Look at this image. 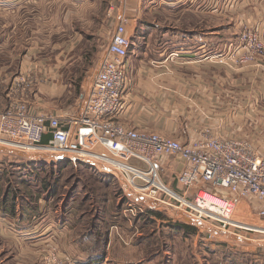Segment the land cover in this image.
Listing matches in <instances>:
<instances>
[{
	"label": "crops",
	"instance_id": "0c3cea01",
	"mask_svg": "<svg viewBox=\"0 0 264 264\" xmlns=\"http://www.w3.org/2000/svg\"><path fill=\"white\" fill-rule=\"evenodd\" d=\"M17 2L2 0L0 9L14 10L18 6ZM96 3L109 6L110 15L116 12L118 17L124 19L126 34L131 40L122 94L123 105L117 116L119 122L129 128L153 131L182 143L191 142L202 135L221 138L254 136L251 126L264 119V68L257 65L228 68L215 63L210 56L234 43L245 26L256 28L264 36V0H72V4L81 11L80 23L86 21L84 12L94 8ZM109 13L99 24L108 36L114 23V16L109 17ZM95 32L97 30L93 34ZM81 33L79 36H82ZM76 39L80 41L79 51L73 55L79 57L84 51V41L88 43V39ZM104 49L105 46L100 45L95 53L92 60L94 72ZM64 57L60 64L51 68L40 63L30 65L28 69V65L22 67L23 76L32 77L30 83L21 90L24 91L22 98L28 101L34 113L51 112L67 116L77 113L83 106L93 74L83 78L78 91L69 88L68 83L75 72L72 73V63ZM13 79L9 72L0 70V110L9 102L8 86L13 83ZM66 93H72V100L64 101L67 100L64 97ZM207 129L208 132L205 131ZM10 149L0 145V160L3 156H13ZM183 167L184 161L178 156H163L157 161L161 179L179 192H184V189L177 184L175 176ZM207 186L199 183L185 192L187 196L193 197L196 190ZM240 200L236 207H244L243 216L250 212L253 219L264 223V218L257 215L254 206L244 199ZM148 212L161 214L144 213L157 226H161L159 230L162 228L165 231L168 238L163 244L166 246L163 247L166 248V256L162 261L157 260V251L156 256L153 254L148 259L142 257L137 262L176 264L177 258L173 256L176 255V248L172 249L170 238L175 237L174 233L177 232L182 235V231L169 222L193 225L176 219L169 210L163 208ZM237 214L240 215V212ZM61 215L64 218L74 217L73 212L70 216ZM53 216L49 212L42 217L41 222L38 220L24 225L0 213V241L9 253L12 252L8 260L0 259V264H42L43 250L56 243L58 249L68 253L70 248L64 244L66 234L61 219L57 222ZM140 216L143 215L139 214L138 218ZM9 226L14 232L8 230ZM114 226L119 230L115 224L109 226L103 243L104 251L100 255L81 244L84 241L77 238L72 243L85 248L82 253L70 251L73 257L94 260L100 264H134L136 260L118 256L119 248L123 245L122 250L127 252L130 248L142 245L138 242L128 245L127 239L124 235L119 236ZM197 230L202 234L204 232L199 228ZM229 235L231 238L225 239L217 232L210 234L215 239L195 240L194 249L199 247L200 253H194L193 257L189 255L186 259L191 258L194 264H264V244L260 243L259 235L253 234L257 240L249 242ZM184 238L187 240L186 236ZM195 238H199L198 233ZM192 245L193 242L190 248ZM98 256L101 257L96 260Z\"/></svg>",
	"mask_w": 264,
	"mask_h": 264
},
{
	"label": "built area",
	"instance_id": "2783aa9c",
	"mask_svg": "<svg viewBox=\"0 0 264 264\" xmlns=\"http://www.w3.org/2000/svg\"><path fill=\"white\" fill-rule=\"evenodd\" d=\"M111 16L114 23L109 40L81 109L67 116L34 113L21 91L32 77L20 76L9 87V103L0 110V145L21 152L90 160L98 171L122 181L120 188L128 198L123 216L130 223L139 214L163 208L179 212L172 214L201 231L204 229L198 224L203 221L243 240L252 241L256 239L253 234L259 235L264 244V226L233 217L237 200L244 199L264 218V156L256 152L250 141L202 135L182 143L153 131L129 128L118 121L131 40L124 19L116 12L109 13ZM210 58L231 68H264V36L256 28L245 26L234 43ZM163 156H178L184 161V167L175 176L184 192L161 179L157 161ZM133 160L143 165H136ZM199 183L208 188H199L193 197L187 196L185 191ZM8 230L14 232L12 226ZM42 264L100 263L75 259L51 244L43 250Z\"/></svg>",
	"mask_w": 264,
	"mask_h": 264
},
{
	"label": "rangeland",
	"instance_id": "374dc122",
	"mask_svg": "<svg viewBox=\"0 0 264 264\" xmlns=\"http://www.w3.org/2000/svg\"><path fill=\"white\" fill-rule=\"evenodd\" d=\"M17 3L18 6L14 10L0 9V70L4 71V73L9 72L12 78H14L13 80H15L23 76L21 69L26 65H28L26 66L27 69L35 63H40V65L51 68L54 65L60 64V60L65 56V60L69 59V62L72 63L74 68L72 73L75 72L72 74V81L70 84L68 83V87L78 91L83 78L86 75L95 73L92 69V60L95 58V53L100 45L106 46L109 39L104 27L99 26L102 23V19L109 13V6L96 3L94 8L89 10L90 12H84L86 21L82 24L79 21L81 11L72 4V0H18ZM113 6L115 9V5ZM95 30L97 32L93 34ZM80 32H82V36H79ZM81 37H84L85 40L87 38L88 43L84 41L82 46L84 51H82L79 57H76L73 53L79 51L78 44L80 43L79 39L76 38ZM223 66L231 68L229 65ZM91 69L92 71L90 72ZM10 86H8V89ZM64 97L67 99L64 101H69L72 100L73 96L72 93H66ZM251 133L254 136L241 138L250 141L254 145L256 152L264 156V119L258 120L251 126ZM9 151L13 157H18L17 160L19 161L33 160L46 165V168H42L43 166L41 165L42 169L36 172L39 173L37 176L36 174L33 175L29 169L22 170L19 173L15 171L16 174H11V176H14L16 181H19L18 177H22L21 174H23L31 182L25 191L34 192L38 196L43 197V200L39 203V211H41L40 222L43 220L42 213H44L45 209L51 212V216L54 215L53 218L55 217L57 222L61 219L66 234L64 244L70 248L68 253L66 251L65 253L74 256L70 251L82 253V249L85 248L84 246H89L87 241L81 243L84 244L81 247V244L78 246L77 243H72V240L77 239L79 235L87 234L88 228H91L92 215L100 212V216L105 220L101 226L99 225L102 235L103 233L106 234L111 224H115L119 227V230L116 226L114 229L118 232L119 236L124 235V238L128 241V245H134L135 242L142 245L139 248H130L127 252L122 250V247H124L122 245L119 248L118 256H125L128 260H136L134 264H140L137 261L142 257H147L148 259L153 254V256H156L155 253L159 251L157 260L162 261V259H165L166 253H164V250L166 251V248L163 247L166 246L163 244L168 238L162 228L159 230L161 226H157L155 221L149 219V217L145 218L146 220L144 221L142 218L139 219L138 215L130 223L123 216V210L127 206L128 198L123 196V190L120 188L121 180L117 177L111 174L107 175L110 178L103 177L101 174L105 173L98 171L88 159L77 160V158H74L72 160L64 156L55 157L49 154L21 152L12 149ZM62 160H70V164L49 165ZM132 163L141 166V164L135 161ZM25 191H20V193L26 194ZM45 201L47 202L44 203ZM141 201L143 202V200ZM148 203L153 204L150 201ZM238 207H235L234 218H241L237 214L238 209L236 212V208ZM62 211H67L68 215L70 213L72 215L73 212L74 217L69 215L70 217L64 218L61 215ZM176 212L172 213L175 214ZM177 213L180 214L179 212ZM56 214H60L59 218ZM245 216V221L254 224H264L256 218L253 219L250 212ZM186 217L184 218L189 221L188 216ZM204 227H201L204 229V232L202 231L203 234L196 232L201 235L200 239H196L194 233L192 237L187 236V240L179 232L174 233L175 237L171 236L172 249L176 248V255H173L177 258L175 260L176 264H194L191 258L186 259L189 255L193 257L194 253H200L199 247L196 246L194 249V241L197 240L199 242L204 238L208 240L215 239V237H210V234L206 233L207 231L215 234L218 232L221 238H231L228 233L217 231V229L211 230L213 227L211 224L204 223ZM192 242L193 245L190 248ZM2 248L3 250H1ZM59 249L62 251L61 248ZM11 254L12 252L9 253L0 241V259L8 260ZM168 256L172 257V255ZM153 259L156 261V258Z\"/></svg>",
	"mask_w": 264,
	"mask_h": 264
},
{
	"label": "trees",
	"instance_id": "16d2710c",
	"mask_svg": "<svg viewBox=\"0 0 264 264\" xmlns=\"http://www.w3.org/2000/svg\"><path fill=\"white\" fill-rule=\"evenodd\" d=\"M17 158L18 157H13V156H3L0 160V213L15 220L16 223L21 222L24 225H27V224H31L32 222H36L40 220L41 211H39V203L41 202V200H43V197L38 196L37 193L35 194L34 192L30 193L29 191H25L27 187H29L28 185H30L29 183L31 182H29L30 180H28L23 174H21L22 177H18L19 181H16L15 177L14 176L12 177L11 174L13 175L16 174L15 171L19 173L22 170L29 169V171L33 173V175L36 174L37 176L39 173L36 172L40 171L42 168H46V165L40 164L39 162L33 160L19 161L17 160ZM62 163L69 165L70 160H66V161L62 160L49 165L58 166L61 165ZM26 174L30 175L28 173ZM101 175L103 177L110 178L105 174H101ZM20 191H25L26 194H24L23 192L20 193ZM46 202L47 201H45L44 203ZM62 212L63 215L68 214L66 213L67 211H62ZM48 213L49 212L47 211V209H45L44 213H42L43 217L46 216ZM149 213L157 216L161 215L160 213L157 212H147L148 215ZM100 214L101 213L98 212L97 214L92 215L91 228H88L86 232L87 234L79 235L78 237V239L81 241L84 242L87 241L89 245L88 247L92 249V252L97 253L98 255H100L104 251L103 243L107 235V231L106 234L103 233V235L100 232L99 225L101 226V224L105 222L104 218H102ZM147 214H141L143 216H140V218H142L145 221L146 220L145 218L149 217ZM149 219L151 218L149 217ZM169 223L173 227L181 229L183 236L192 237L193 233L196 235L197 228L195 226H189L182 222H169ZM97 232L99 233V235ZM199 237L201 238V235H199ZM99 257L101 256H98L96 260H98Z\"/></svg>",
	"mask_w": 264,
	"mask_h": 264
},
{
	"label": "bare ground",
	"instance_id": "6f19581e",
	"mask_svg": "<svg viewBox=\"0 0 264 264\" xmlns=\"http://www.w3.org/2000/svg\"><path fill=\"white\" fill-rule=\"evenodd\" d=\"M239 207L238 208H236V212H237V209H238V213L240 212V215L238 214V216L239 217H241L240 218V220H244L245 219V216H243L244 215V207L242 206V205H238ZM243 210V211H242ZM235 212V211H234ZM233 212V213H234ZM241 212H243V214L241 213ZM242 214V215H241ZM234 217V216H233ZM191 219V218H190ZM237 219H239V218H237ZM201 223H203V224H201V223H199V225L201 226V227H204V222L203 221H200ZM209 224V223H208ZM205 228V227H204ZM210 229V228H209ZM216 228H214V227H212L211 228V230H215ZM217 231H220V230H218L217 229ZM228 234H230V233H228Z\"/></svg>",
	"mask_w": 264,
	"mask_h": 264
}]
</instances>
